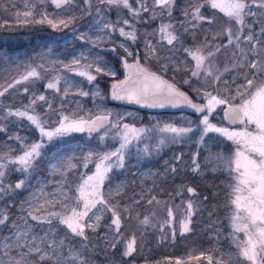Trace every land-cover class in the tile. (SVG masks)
I'll list each match as a JSON object with an SVG mask.
<instances>
[{
  "label": "snow or ice",
  "instance_id": "6c2138e0",
  "mask_svg": "<svg viewBox=\"0 0 264 264\" xmlns=\"http://www.w3.org/2000/svg\"><path fill=\"white\" fill-rule=\"evenodd\" d=\"M45 0H40L43 4ZM57 9L64 8L73 4V0H51ZM85 5L91 8L92 0H84ZM101 4L110 6L122 7L127 9L131 16L139 21L141 13H151V19H156L158 16H163L165 13L169 17L168 23H161L158 29H155L152 34H159L161 41H166L168 45L179 43L181 36L177 31L176 25L171 22L172 11L176 5V0H152V7L148 6L147 0H135L138 7H133L130 0H99ZM209 6L211 9L217 10L227 18V25L221 31L212 34L213 40L218 37H226L227 44L215 45L214 50L205 51L211 42L205 41L194 49L185 48L184 51L191 56L195 61L194 67L190 70L191 77L200 79L203 74V84L201 87H194L192 90L205 103H197L186 92L182 91L174 83H170L164 79L163 76L144 67L139 59L129 63L127 56H132L128 47L124 44L119 47L124 49L125 57H121L122 67L125 70L124 79H115L116 71L111 67L106 66L99 57L94 61L84 64L82 69L79 67L81 61L85 59L83 54L75 57L69 64H63V68L74 71L76 75L85 77L91 84L97 80L100 75L112 77L114 82L110 87V96L112 100L123 101L128 104H136L146 108H163L166 105L171 107L186 106L193 109L196 113L201 114L199 123L194 128L192 122H188V126H176L172 123H165L162 127L159 125L155 129L146 127H136L135 124L122 123L124 116H119L114 121L112 119V112L101 110L99 114L89 115L88 118L79 117L73 119L69 115L60 114V118L55 127H48L47 120L43 115L36 111L38 101H43L47 104L48 109H52V104L43 94L35 95L30 99L28 105L22 108L13 109L6 108L7 117H17L26 119L39 132L40 139L31 144H25L24 138L16 135L9 137L20 141L21 154L10 157L8 154H0V185H3V178L5 177V169L8 164L17 165V171L28 173L33 169L39 158H41L45 143H51L54 139L63 137L72 132H97L106 127L119 129L117 136L120 138L119 147L115 151L105 152L98 155L95 162V171L91 175H87L82 180L76 189L78 195L70 197L67 188L61 191L64 200L61 201L53 197L52 200H45L39 206H31L32 210L27 212V218L38 224H47L50 226L48 231L44 232L43 236L34 234V228L28 224L25 219V226L20 230L19 225H13L17 230L11 236H4L0 247L4 249L2 257H0V264H89V258L84 255L83 251L76 250L72 240L81 238L83 241H88L87 232L89 230L95 232L101 227V220L104 212L111 213V222L107 226L112 232L115 243L109 242L108 247L116 248L123 235L121 229L123 226L124 217L119 205L109 204L105 199L101 188L108 178V173L114 167H123L125 155L129 147L134 141L139 142L143 137L154 130L161 135L155 148L159 151L165 144H175L187 138L189 134L195 133L199 130L198 143H204V137L209 133H217L226 140L231 141L235 145V150L231 156H224L217 153L209 152L206 158V165H211V170L216 171L223 166L227 170L232 182L229 207L231 211L230 227L233 243L237 249V262H246V264H264V0H194L190 4L191 11H183L185 21H180V26L184 27V31L194 29L199 26L201 22H206L209 25L215 23L214 19L206 17L202 14L201 9ZM27 6V5H26ZM259 9V11H254ZM100 12V9H97ZM23 16V21H20V16ZM37 14L34 8H29L23 13L17 12L16 17L18 22L22 23H36L47 24L53 29H58L60 26L68 27L72 23L73 18L55 19L41 12L39 19H36ZM258 17L257 24L259 25V34L255 32L256 25L246 24L245 17ZM190 17V19H188ZM146 22V21H145ZM101 21H97V24ZM122 24L131 28L126 31L125 27L104 22V30L119 31L121 36L130 39L133 43L137 41V31L132 27V21L123 19ZM187 24V26H185ZM245 27L248 31L245 32ZM235 28V31L233 30ZM84 39L83 36L80 37ZM241 38L247 47H241ZM101 39L100 37L97 38ZM235 46L237 51L233 52L236 57L231 63V67L225 65L223 71L219 69L213 70L211 58L215 57L221 49H226L229 45ZM146 47L153 54L156 49L151 41H148ZM116 51L115 48L111 49ZM251 53V58H249ZM43 64L39 68H44ZM179 70V65L176 66ZM233 69H247L236 76H233L231 83L223 79L225 72H231ZM167 70V65L164 66ZM242 77L243 83L237 84V79ZM40 79L41 72L37 68H31L25 74L9 83L6 88L0 90V97H3L9 89L15 85L21 84L31 79ZM61 76L55 75L48 80L46 84L47 89L60 92ZM223 80L224 94L219 93L220 83ZM185 84L191 86V80H185ZM234 86V87H233ZM213 89V91L208 89ZM25 93L29 91L27 87L23 89ZM80 96H88L89 93L79 90ZM68 95V89H64V96ZM93 95L103 99L102 94L98 90L93 92ZM223 106L224 119L228 121L229 125H240L242 127H225L218 126L211 122L210 116L216 111L218 107ZM127 115H132L127 113ZM6 131L4 125L0 124V132ZM107 135V132H105ZM104 137H101L103 140ZM145 153L149 152L147 145L144 149ZM95 154L88 152L84 157V167H87L92 162ZM199 151L194 154L192 163L194 167L193 172H201V165L198 162ZM175 159L179 161L181 157L176 156ZM6 161V163L4 162ZM55 171L60 168L57 165L52 166ZM66 168H73L70 161L64 165ZM173 173L176 172L175 166L171 168ZM25 185V180H19L15 185V189H21ZM12 185L8 189H12ZM6 191L5 188L0 187V192ZM116 194L119 195L121 189L118 187ZM186 191L195 195V189L187 187ZM179 194V193H178ZM207 200V197L204 198ZM66 201H74L72 207ZM156 201L153 196L147 200L148 204ZM139 203V201H136ZM61 206V211H50L45 208V205H50L55 208L56 205ZM101 206V207H98ZM96 210V211H94ZM198 210V206L189 199L187 201V210L185 217L180 221L181 235L192 231L191 223L192 217ZM39 213V214H37ZM153 215H155L153 213ZM211 215V213H209ZM130 216V213H129ZM0 225H6L8 216L0 212ZM168 217L172 218L173 213L171 208L168 209ZM136 219L139 220L137 216ZM57 221L63 225L67 232L65 236L59 241L52 238L53 233L51 226L53 221ZM139 223L143 226H148L151 223L149 216H144ZM169 223V221H166ZM163 231V226H161ZM243 234V239L239 234ZM175 230L173 229V238ZM219 231L217 232V239ZM107 240V236H105ZM68 243L69 248L67 253L64 250V245ZM136 239L133 234L132 238L125 242V248L122 252L124 257H131L136 251ZM84 251H87V244L83 245ZM14 253V254H13ZM201 253L200 256H204ZM200 256L192 257L199 260ZM232 259L231 256L225 259L223 256L217 257L215 264H229ZM208 264H213L212 255L207 256ZM176 264H181L179 259Z\"/></svg>",
  "mask_w": 264,
  "mask_h": 264
},
{
  "label": "rangeland",
  "instance_id": "374dc122",
  "mask_svg": "<svg viewBox=\"0 0 264 264\" xmlns=\"http://www.w3.org/2000/svg\"><path fill=\"white\" fill-rule=\"evenodd\" d=\"M130 2L133 3V7H138L135 0H130ZM193 2L194 0H176V5L172 11L171 22L176 25L177 31L181 27L179 22L185 21L183 11H191L190 4ZM147 3L149 7H152V0H147ZM2 4L4 7L8 8V17H11L10 20H13L14 22H17L16 13L20 12L26 7V5L28 7L25 11L29 8H34L35 13L37 14L35 16L36 19L40 18L38 15L39 13L44 12L49 16V18L68 19L71 17L73 20L68 27L60 26L58 29L52 28L51 30H54V39H58L56 41L57 45L60 47L58 51L48 48L47 53L44 54L38 55L32 53L33 58L30 56V52L26 51L29 45L26 48H21L19 51L9 52L4 49L3 52H0V63L4 62V60L5 62L10 60L12 63L6 62L5 65L0 68V90L6 88L9 83H12L15 79L19 78L34 67L41 72V78L43 79V89H36L39 79L33 78L30 81L15 85L13 88L9 89L3 97H0L1 102L9 101L10 103L8 104L19 105L20 107L10 106L13 109H17L22 108L24 105H28L30 103V99L33 97V94L45 95L48 101L52 104V109H48L45 102L38 101L36 111L42 114L44 119L47 120L48 127H55L57 125L61 113L69 115L75 119L79 117L88 118L90 114L94 116L99 114L101 110L111 111L113 114L112 119L114 121L118 118V115L124 116L122 123L135 124L136 127H146L150 129H155L157 125L162 127L165 123H172L176 126H188L189 121L192 122V126L195 128L199 123L201 114L196 113L193 109L188 107L187 109L147 111V113H143L125 105L114 104V102L117 103L118 101L112 100L110 96V87L114 82L112 77L100 75L97 77L96 81L90 84L85 77L76 75L74 71H69L63 68V64H69L75 57H79L83 54L85 59L81 61V65L73 66L74 68L79 67L82 69L84 64L90 63L99 57L106 66L111 67L114 71H116L117 76L115 79L122 80L125 77V70L122 67L121 57H125L126 53L123 48L119 47V45L124 44L132 53V56L126 57L129 63L134 62L135 59H139L140 63L144 67H147L151 71L156 72L158 75L163 76V78L169 82L176 84L177 87L191 96L195 102L205 103V101L200 99L192 90L194 87H201L203 84V74H201L199 80L191 77L190 70L194 67L195 61L192 60L191 56H189L184 49H194L195 47L204 44L206 39L211 43L205 51L214 50L215 45L218 44H227L226 37L221 36L215 40L212 38V34L214 32L221 31V29L226 26L227 19H224L223 15L220 16V18L208 16L209 14L201 9L204 16L210 17L215 21L212 25L203 22V28L200 26L198 27L199 29L202 28V30L195 28L190 30L193 35L201 32L203 38H193L190 40L191 45H189L186 43V39L181 37L179 43L168 45L166 41L160 40L159 34H152L155 29H158L162 22H169V17L166 13L153 20L151 19V13L142 12L139 21H137L131 16V13L127 9L101 4L99 3V0H92L91 8L85 5L84 0H73L72 5L65 6L61 9H57L55 5L51 3V0H45L43 4L40 3V0H25L22 4L24 7L19 9H16L13 1L3 0ZM98 8L100 9V12H97ZM254 11L258 12L259 9H254ZM111 13L114 14V17L110 16ZM248 17H245L246 24L250 23L252 25H256L255 32L259 34V25L257 24L258 17ZM19 19L20 21H23L24 17L21 15ZM123 19L131 20L132 27L136 29L137 41L135 43H133L130 39L121 36L118 30L114 32L108 30V33L106 30L101 31L104 22L117 25V29L119 27H125L126 31H130L131 28L122 24ZM188 19H190V17ZM97 21H101V23L97 24ZM75 27L79 32L75 31ZM233 30L235 31V28ZM247 31L248 29L245 27V32ZM38 32L40 33L41 31ZM81 36H83L84 39H81ZM98 37L101 39L98 40ZM73 38L76 39L75 42L77 45L66 49V42ZM148 41H151L152 45L156 49L154 54L146 47ZM241 47H247V45L243 42V38H241ZM113 48H115L116 51H112L111 49ZM61 49H64L65 51H62ZM234 51L237 50L233 44L229 45L226 49H221L219 53H216L215 57L211 58L213 70L219 69L220 71H223L225 65L231 67L232 61L236 59V57L233 56ZM183 54H186L187 58L182 56ZM251 55L252 54L249 53V58H251ZM41 64L45 67L39 68V65ZM165 65H167L166 71L164 70ZM177 65H179V70L176 69ZM244 71H247V69H233L231 72H225L223 79H226L229 83H231L233 76H236ZM57 74L61 76L59 84L60 92L46 88L48 80ZM9 78L10 80H8ZM188 79L191 80V86L184 83V81ZM236 83H243L242 77L237 79ZM97 86L103 96V99L93 95ZM25 87L29 89L27 93L23 91ZM65 88L68 89L67 96H64ZM79 90L88 92L89 95L80 96L78 94ZM208 90L213 91V94H216L213 89L210 88ZM219 93L221 95L224 94L223 80L220 83ZM118 103L121 104L120 102ZM3 104L6 105L5 103ZM222 108L223 106L218 107L212 116H210L211 122L216 123L218 126L242 127L240 125H227L224 120L222 123ZM127 113H131L132 115H127ZM6 116V112L2 114L0 113V124L4 125V121L8 118L17 120L20 119L14 116L7 117L5 119ZM9 127L12 128V125ZM105 132H107V135H105ZM118 132L119 129L106 127L97 132H72L63 137L57 138L61 141L66 140V144H61L59 149L56 151L55 149L48 150V175L44 179L39 177L40 180L37 182V186L33 187V185H31L32 189L27 194L26 201L22 204V208H24L26 212L22 213L24 215H22L21 223L19 225L20 230H23L25 226L27 212L32 210L31 206L38 207L39 204L44 203L46 199L52 200L53 197L63 201L64 197L60 193L64 188H67L68 195L70 197L78 195L76 189L87 175H91L95 171V162L97 161L98 155L105 152L115 151V149L119 147L120 138L117 136ZM11 134L12 132L10 131L9 135ZM16 135H19V133L17 132ZM161 135L168 134H161L154 130L146 134L141 141H134L126 152L124 166L125 164H138V179L143 186L148 185L152 181L154 183H165L167 181V176L163 172V169L157 164L149 165V163L155 164V162L159 160V163H162L168 160L170 170L173 166H177L180 169L185 165V167L193 168L194 165L192 163V158L197 151H201V159H199L200 155L197 158L200 160H198V162L203 170L201 172L204 173L205 171H208L214 174L221 171L220 173L225 175L223 178H217L214 185L212 184L213 193L218 196L217 199L207 202L205 204L206 206L203 205V203L200 204V202L204 201V198L207 197V195L202 193V191L197 190L195 185L190 184L185 177L184 179H181V182L174 183L172 188H175V190L170 191L167 195L164 190L159 191L160 195L151 190L150 192L156 195V201H159V203L153 202L150 204L149 210L145 213V215L140 216L138 212L130 209L129 202L124 199L127 198V192L124 187L125 181H121L123 178V175H121L123 174L120 169L121 167H114L112 171L108 173V178L105 180L101 191L104 194L105 199L108 200L109 204L119 205L122 210L127 209V211H122L124 220L121 229L123 235L119 243L120 245H118L120 247H116L114 249L108 247L109 242H116L113 237V232L107 227H101L95 232L91 230L87 232V251H84L83 249V245L85 243L83 244L81 242V238H75L72 240V243L75 245V249L84 252V255L89 258V264H176L177 259L181 261V264H208V255H212L213 264H215L216 258L220 256H223L225 259H228V257L231 256L232 259L229 261V264H238L236 256L237 249L231 236V211L228 206L231 193V188L229 187L232 182L231 177L229 176L227 170L223 169V166L219 169L220 171L216 170L219 172L212 171L211 165L205 167L207 163L206 158L208 157L209 152L212 154L220 153L224 156H231L235 150V145L217 133H209L206 137H204L203 144L198 143L199 130H197L195 133L189 134V136L181 142L175 144H165L159 151H157L155 146ZM102 136L104 137L103 140H101ZM20 137L28 138L25 135H20ZM39 139L40 138L35 141ZM26 142L28 141H25V144H31L34 140L31 143ZM114 143H116V146L110 147V145ZM146 145L149 149L148 153H145L144 151ZM4 148L7 149L12 147L7 142V145H4ZM45 148L46 147H44L43 150ZM164 150H167L168 152L164 154ZM90 151L95 155L92 158V162L89 163L87 167H84V157ZM10 153L11 152L7 154L10 156ZM19 154H21V151L17 155ZM17 155L11 156L15 157ZM164 155H166V158H164ZM176 156L181 157V159L177 161V164L173 162L176 160ZM69 161L72 165H75V167H64V165ZM4 162L6 163V161ZM54 164L60 168L59 171H55L53 169L52 166ZM187 164H192L193 167H189ZM8 166H10V169L13 166L18 167L17 165L12 164H8ZM28 173L26 174L28 175ZM77 174L80 179L78 178L76 184L73 185L75 190L71 193L69 183L72 184L73 179ZM59 175L65 177L66 181L64 182V179L59 183ZM204 179L208 182L213 181L208 180V178L203 176L202 178L194 179V181ZM169 180V183H173L171 182V178ZM29 184V181H25V185ZM118 187L121 189L119 195H117L115 191ZM150 187H153V184H150ZM187 187L194 188L196 194H189L186 191ZM144 192L147 193L146 191ZM214 194H212L211 197H213ZM189 199H191L194 204L198 206V210L195 213H200L198 214L200 217H195V214L193 215L191 223V228L192 230L197 231V236H189L190 233L188 232L184 233V235L186 238L190 237V239L181 240L176 243L170 242V240L172 241L174 239L173 229L175 230V233H177L176 229H178V226L180 229V221L186 215L187 201ZM222 199L224 200L225 206H223V204L221 205ZM137 200H139V198L133 201L134 204ZM66 202L69 203V207H72L74 204V201ZM218 204L220 207H218ZM45 208L50 211L62 210L59 204H57L55 208H52L50 205H45ZM169 208H171L173 213L172 218L168 217ZM219 208L223 209V214L226 216L225 224L229 230L228 232H225L221 227V220L219 219L221 218V211ZM106 213L110 214L108 217L111 222L110 212H104L102 214L103 217H105ZM153 213L155 215H153ZM209 213H211V215H209ZM135 215L139 217V220H142L144 216H149L151 218V223L148 226H143L139 223V220L136 219L137 216ZM125 221L127 223H124ZM166 221H169V223H166ZM27 222L33 226L34 234H37L38 236H43L44 232L50 229L49 225L38 224L30 218H27ZM161 226H163V231H161ZM100 229L103 230L101 231ZM51 231L53 233L52 238L59 241L65 236L67 229L54 220L51 226ZM218 231L219 237L217 240L219 243L216 242V240L211 241L210 243L208 241H203V238L212 239L215 236L217 238ZM167 233H169V235ZM133 234L136 239V251L131 257H124L122 252L125 248V242L131 239ZM239 235L240 238L243 239V234L241 233ZM105 236H107V240H105ZM223 237H226V245L223 244ZM216 246H218L217 249H211ZM68 248L69 244L66 243L64 245L66 253ZM201 253H204L205 255L200 256ZM2 255L0 257H2ZM197 256H200L199 260L192 258ZM240 264H246V262L240 261Z\"/></svg>",
  "mask_w": 264,
  "mask_h": 264
},
{
  "label": "trees",
  "instance_id": "16d2710c",
  "mask_svg": "<svg viewBox=\"0 0 264 264\" xmlns=\"http://www.w3.org/2000/svg\"><path fill=\"white\" fill-rule=\"evenodd\" d=\"M2 1L3 0H0V52H3L4 49H6V51H9V52L19 51L21 48H26L29 45L26 51H29L30 56L33 58L32 53L38 54V55L44 54V53H47L48 48L53 49L54 51H56V50L58 51V49L60 48L56 43V41L58 39H54V35H53L54 30L51 31L52 28L49 25H47L46 23L45 24L22 23V22H18V21L14 22L13 20H10L11 17L10 18L8 17L9 10H8V8L4 7V5L2 4ZM9 1H13L15 3L16 9L24 7L22 4H23V2H25V0H9ZM27 7L28 6L23 8L20 12L23 13V11H25V9H27ZM202 9L207 14H209L208 16L220 18V16L223 15L222 13H219L217 10L211 9L207 5H205V7ZM113 15L114 14H112V13L110 14V16H113ZM179 18H180V16H179ZM223 18L227 19L224 16H223ZM250 20H252V19H250ZM109 22H111V21H109ZM247 24H250V23H247ZM226 25H227V22H226ZM199 26L203 28L204 23L201 22L199 24ZM198 27H196L195 29H199ZM202 28H200L199 30H202ZM190 30H192V29L190 28L188 32H185L184 27H182V26L178 29L180 36L182 38H185L186 43L189 45H191V42H190L191 39L202 37L201 32H198L195 35H193L190 32ZM38 31H41V32L39 33ZM75 31H77L76 27H75ZM106 31L108 33V30H106ZM77 32H79V31H77ZM75 41H76L75 38L71 39L70 41H67L66 42V49L73 47V46H76L77 44ZM61 50L65 51L64 49H61ZM182 56L187 58L186 54H183ZM1 61H3V60H1ZM6 62L11 63L10 60H7ZM6 62L4 60V62L0 63V68H2ZM10 78L8 80H10ZM42 80H43L42 78L38 80V84L36 86V89H38V90H40L41 88L43 89V87H42L43 81ZM3 103H5L6 105H4ZM8 103H10V102L9 101H6V102L0 101V113L1 114L6 112V108L10 107L11 105L13 107L14 106L20 107L19 105L8 104ZM114 104L125 105L127 107H130L132 109H135L136 111L143 112V113H147V111H148V110L140 109V108L130 106V105H126V104H122V103L119 104L118 102L117 103L114 102ZM220 113H221V111H220ZM221 119H222V123H223V118H221ZM0 120H1V117H0ZM10 125H12V128L9 127ZM4 126L6 128V131L0 132V154H5V153L7 154V153L11 152L10 157H13L11 155H17L18 153H20L21 147H22L20 144V141L15 140V139H9V137L16 136L17 132L19 133V136L25 135L28 137V138H24V143H25V141H28L26 143H31L33 140L35 141L36 139L40 138L38 130H36L34 128V126H32L30 124V122H28L26 119H21V120L18 119L17 120V119L8 118L6 121H4ZM17 130H19V131H17ZM10 131L12 132L11 135H9ZM30 138H31V140H30ZM7 142L12 148H7V149L4 148V145H7ZM61 144H66V140L61 141L60 139H54L51 143H48V142L45 143L46 148L42 151L43 154H42L41 158H39L36 166L29 171L28 175L26 173H22L20 171H17L16 166H13L11 169H10V166H7V168L5 169V177L3 178V185H0V187L5 188L6 191L0 192V212H3L4 214H6L9 219H8L6 225H0V242H2V238L4 236H6V235L11 236L12 233L15 232L16 228H14L13 225H20L22 215H24L22 213L26 212L24 210V208H22V204L26 201V196L32 189L31 185H33V187L37 186V182L40 180L39 177L44 179L48 175L47 174L48 169H49L48 168V160L49 159H48V155H47L48 150L55 149V151H56L59 149ZM112 146L115 147L116 143L110 145V147H112ZM18 147H20V148H18ZM167 152H168L167 150H164V154H166ZM199 155H200L199 159H201V151L199 152ZM164 158H166V155H164ZM147 162H149V161H147ZM159 162H160V160L155 162V164L149 163V165H156L157 164L160 168L163 169V172L167 176V178H166L167 181L165 183L164 182L154 183L152 181L148 185L143 186L141 184V182H139V179H138L139 168H138L137 163L136 164H125L124 167L120 168L121 172L123 173V174H121V175H123V178L121 179V181L122 182L125 181L124 187H125L126 192H127V194H126L127 198H124V199H126V201L129 202V206H130V209L132 211L138 212V214L140 216L145 215V213L149 210V205H150L147 203V200L153 196H156L152 192H150L151 190L154 191L155 193H157L158 195H160L159 191L164 190V191H166V195H167V194H169L170 191L175 190V188H172L173 184L181 182L182 181L181 179H184L185 177L187 178V180L189 181L190 184L195 185V188H197V190L202 191V193H205L207 195V200L200 202V204L203 203V205H205L207 202H210L213 199L214 200L217 199L218 196H216L213 193L214 182H216L217 178L225 177L224 174L220 173L221 172L220 170H219L220 172L216 171L219 173H214V174H212V172H208V171H205L204 173L193 172L192 168L185 167L186 166L185 165L181 169L176 166L175 167L176 172L173 173L170 170L168 160H166V162H162V163H159ZM173 162L175 164H177V160H174ZM188 166L193 167L192 164H189ZM80 175H84V174H80ZM202 176L208 178V180H213V181L208 182L206 179L194 181V179L202 178ZM212 176H214V177H212ZM76 177H77V179H76ZM76 177H74L72 184L69 183V189H70L71 193L74 192V190H75L73 185L76 184V182L79 178V175L77 174ZM170 178H171V182H173V183L168 182V181H170L169 180ZM21 179H23L25 181H29L30 184L24 185L21 189H15L14 185ZM58 179H59V183L61 181H63L64 179H65L64 182L66 181V178L62 177L61 175L58 176ZM145 184H147V183H145ZM150 184H153V187H150ZM9 185L13 186L12 189H8ZM144 191H146L147 193H145ZM224 192H225V190H224ZM212 194H214L213 197H211ZM138 198H139V200H137V201H139V203L135 202V204H134L133 201L135 199H138ZM197 203H199V202H197ZM222 204H223V206H225L223 199L221 201V205ZM218 207H220L219 204H218ZM219 210L221 211V218H219L221 220V227L223 228V230L225 232H228L229 230L227 229L226 224H225V217L226 216H225V214H223L222 208H219ZM198 214H200V213H198ZM198 214L195 213L194 216L200 217ZM109 215H110L109 213H106L105 217L102 218L101 227H107L110 224V218L108 217ZM219 215H220V213H219ZM135 216H137V215H135ZM0 218H2V217H0ZM124 223H127V222L125 221ZM100 230L102 231L103 229H100ZM176 231H177V233H175L174 239L172 241L169 239L170 242L176 243V242H180L181 240L190 239V237L186 238L184 234L181 235L179 226H178V229H176ZM189 233H190L189 236H191V235L197 236V231L192 230ZM167 234L169 235V233H167ZM226 237H227V235H226ZM226 237H223V240H224L223 244L224 245H226ZM170 238H171V236H170ZM215 240H216V242L219 243L216 236L212 239L203 238V241H208L209 243L211 241H215ZM79 241H80V239H79ZM81 242L83 244L84 243L87 244L88 241L85 242L81 239ZM119 243L117 244L116 247H120V246H118V245H120ZM218 246L213 247L211 249H217ZM230 249H231V247H230ZM3 251H4V249L2 247H0V256L3 254Z\"/></svg>",
  "mask_w": 264,
  "mask_h": 264
},
{
  "label": "water",
  "instance_id": "95a60500",
  "mask_svg": "<svg viewBox=\"0 0 264 264\" xmlns=\"http://www.w3.org/2000/svg\"><path fill=\"white\" fill-rule=\"evenodd\" d=\"M170 83H171V82H170ZM119 102H123V101H119ZM123 103H126V102H123ZM127 104H128V103H127ZM130 105H135V106H139V107H141L140 105H136V104H130ZM143 108H146V107H143ZM184 108L187 109L186 106L171 107V106L166 105V106L163 107V108L157 107V108H146V109H149V110H159V109H184ZM225 121L228 123L227 120H225Z\"/></svg>",
  "mask_w": 264,
  "mask_h": 264
}]
</instances>
